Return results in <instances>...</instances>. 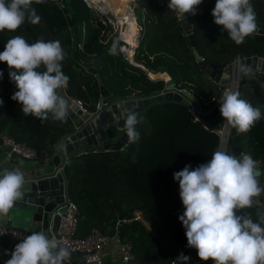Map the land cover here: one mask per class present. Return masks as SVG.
Here are the masks:
<instances>
[{
	"label": "trees",
	"instance_id": "obj_1",
	"mask_svg": "<svg viewBox=\"0 0 264 264\" xmlns=\"http://www.w3.org/2000/svg\"><path fill=\"white\" fill-rule=\"evenodd\" d=\"M250 2L258 26L264 28V0ZM140 3L136 9L141 26L133 58L136 64L122 58L119 50L116 55L109 54L117 32L94 13L90 0L34 2L32 7L40 17L39 23L26 21L15 32H0V52L7 40L17 35L29 43L39 38L59 40L66 53L62 71L69 77L64 91L68 97L80 99L89 110L100 95L97 76L110 93L125 98L161 90L164 79L150 78L148 72H162L174 80L178 89L185 88L208 104L220 96L221 87L204 73L201 61L224 67L237 55L264 57V34L254 32L237 45L222 31V26L214 23L211 11L216 0H203L196 15L185 14L181 19L168 9L169 0ZM193 48L202 60L195 58ZM89 67H95L97 72L88 71ZM0 71L4 73L0 79V99L4 102L0 106V134L24 142L37 153H53L56 143L71 127L69 115L64 121L52 120L51 114L44 121L25 116L22 105L11 99L18 89L10 81L6 62H0ZM241 91L242 83L239 93L243 99ZM137 114L141 121L136 125L140 133L137 142L130 143L128 139L122 148L88 150L67 158L64 173L69 199L78 210L75 234L83 237L93 227L109 234L117 231L121 240L131 245L133 257L128 264H171L178 256L186 257L189 251L185 228L179 220L184 206L173 173L189 164L194 170L207 163L217 149L218 135L193 119L189 105L180 101L150 103ZM242 143L246 152L264 165V118L243 133ZM236 211L258 222L257 213L264 212V206L255 203ZM119 217L122 221L117 228ZM1 241L13 250L17 244Z\"/></svg>",
	"mask_w": 264,
	"mask_h": 264
},
{
	"label": "clouds",
	"instance_id": "obj_2",
	"mask_svg": "<svg viewBox=\"0 0 264 264\" xmlns=\"http://www.w3.org/2000/svg\"><path fill=\"white\" fill-rule=\"evenodd\" d=\"M34 2L41 4L44 0H0V32H15L26 21L39 23L40 17L32 7ZM202 2L169 0L167 7L177 16L196 15ZM211 14L214 23L222 26V31L237 45L258 28L250 0H216ZM121 39L122 36L114 40L110 55L118 54ZM65 55L59 40L39 38L29 43L19 35L7 40L4 51L0 52V62L8 65L10 81L18 89L11 99L22 105L25 116L44 121L51 114L54 121L66 119L69 103L58 92L69 81L62 71ZM3 75L0 71V79ZM3 103L0 99V106ZM219 103L224 123L237 133L248 132L264 118L261 108L241 99L239 92L226 90ZM124 121L129 142H137L140 133L136 125L141 122L138 114L129 111ZM259 163L249 154L237 156L217 150L207 163L194 170L189 164L173 173L184 206L179 220L185 228L187 246L197 251L200 260H211L213 264H264V227L261 226L264 212H258V222H254L236 211L250 207L252 198L264 193L259 182L262 174ZM25 183V175L19 168H0V213L6 214L21 198ZM70 255V250L56 237L35 231L15 245L6 264H64Z\"/></svg>",
	"mask_w": 264,
	"mask_h": 264
},
{
	"label": "water",
	"instance_id": "obj_3",
	"mask_svg": "<svg viewBox=\"0 0 264 264\" xmlns=\"http://www.w3.org/2000/svg\"><path fill=\"white\" fill-rule=\"evenodd\" d=\"M61 2V0H55ZM140 0H127L124 4L125 10L135 9ZM66 12V8L63 9ZM189 31V28L186 29ZM186 31V32H187ZM255 33L264 34V28L258 26ZM193 54L197 60H202L200 53L193 48ZM201 67L209 78L214 79L220 87L225 86L229 81V66L212 67L206 62L201 61ZM244 67V76L251 77L257 83L264 87V57L260 55H251L242 59ZM88 71L96 73L95 67H89ZM162 78V77H161ZM99 84V103L101 108L98 110H82L74 101L69 103L68 115L71 119V127L64 136L56 143V153L53 155L42 151L36 153L32 158H19L14 152L7 153L6 149H0V168L17 169L19 168L25 175L26 183L22 189L21 198L17 199L12 207L5 214L7 219L12 222V227L30 235L35 231H44L49 236L58 237V227L60 222L59 214L55 209L62 202L69 198L68 180L65 173L56 172L61 163H66L67 156L80 154L88 150L102 151L122 148L127 144L128 137L124 131V117L129 111L136 113L144 111L150 103L161 102L165 100L180 101L190 105L194 104L192 118L195 119V113L208 122L214 128H219L222 123L220 113V101L222 96L203 104L185 88L178 89L171 77L164 79V86L158 92L148 96H129L125 98L114 97L107 89L100 76H97ZM197 120V118H196ZM241 136L232 127L227 140L228 153L237 156L246 154L239 146ZM4 154V155H3ZM6 155V158H5ZM47 158L52 161L51 170L47 165ZM4 162L2 163V160ZM40 162L42 167L37 170L31 165ZM259 182L264 186V182L259 177ZM259 205H264V193L258 197H253ZM122 218L119 217L117 228ZM183 226V225H182ZM69 249V248H68ZM70 260L65 264H84V252L72 250ZM0 258L4 264L10 259L1 250ZM75 258H81L80 262ZM200 259L197 251L189 247L186 257L178 256L175 259L177 264H196Z\"/></svg>",
	"mask_w": 264,
	"mask_h": 264
},
{
	"label": "built area",
	"instance_id": "obj_4",
	"mask_svg": "<svg viewBox=\"0 0 264 264\" xmlns=\"http://www.w3.org/2000/svg\"><path fill=\"white\" fill-rule=\"evenodd\" d=\"M133 12V16L136 20V17L134 15V10L131 9L129 12ZM177 15V14H176ZM184 15L177 16L179 19L183 18ZM122 19H118L116 22V26L114 31L117 32L118 37L122 36L123 39H121V43L119 46V51L125 60L132 64H136L134 61V53L136 50V47L139 44V36L141 32V26L138 24L137 20L135 22V28H136V34L134 36L135 40L134 42H128L124 37V31L126 29V21L124 14H122ZM118 29V30H117ZM244 57H241L239 55L235 56L233 60L227 64L226 66H229L230 72H229V81L228 83L221 87L220 90V96H223V93L226 90H231L234 92L240 91V86L242 83V80L244 79L243 74V67H242V59ZM143 68L144 65L141 64ZM225 67V66H224ZM149 75V72H148ZM68 97V96H67ZM69 101H74L76 104L82 109V110H88L82 103V101L78 98H70L68 97ZM101 108V105L99 101L97 100L94 104V110H98ZM189 109L191 113L193 114V110L195 109L194 104L189 105ZM195 120L197 118L198 121H200L205 127L214 130L218 135V146L217 150H223L227 151V140L230 135V129L231 126L228 125L226 122L224 123V120L222 119L221 126L219 128H214L212 125H210L208 122L203 121L197 113H195ZM224 123V124H223ZM0 145L3 147H6L7 153L14 152L19 158H32L36 155V151L25 144L24 142H18L14 140L12 137H10L6 133L0 134ZM259 161V169L261 171V179L264 182V165L260 160ZM63 172L64 173V163H61L57 169L56 172ZM254 204V203H252ZM55 213L59 214L60 216V222L58 227V237H56L61 245L63 247L72 249L74 251L80 250L84 252L83 259L84 264H102L104 259L102 256V249L105 245H107L109 242L114 241L116 243L118 252H119V258L121 260L122 264H128L129 260L133 257L132 251H131V245L128 242L122 241L118 232H114L113 234H109L106 231L101 230L98 227H93L91 231L86 234L85 236H77L76 233V227L78 223V210L76 205L68 198L64 202H62L59 206L56 207ZM137 217H139V214H137ZM27 236L26 233L11 227L7 225H1L0 224V244L3 237H6L14 242L19 243L20 240H23ZM55 237V236H54ZM1 250L2 252L9 256L11 258V252L13 249L9 246H4L1 244ZM1 260V258H0ZM70 257H68L65 261H69ZM2 261V260H1ZM205 262L207 264H213V261H202L200 260L198 263ZM171 264H177L175 261H172Z\"/></svg>",
	"mask_w": 264,
	"mask_h": 264
},
{
	"label": "crops",
	"instance_id": "obj_5",
	"mask_svg": "<svg viewBox=\"0 0 264 264\" xmlns=\"http://www.w3.org/2000/svg\"><path fill=\"white\" fill-rule=\"evenodd\" d=\"M245 70H247V69H244V67H243V72H245ZM151 73H154L155 75L154 74L153 75L155 77H156L157 74H158L157 77H162V75L165 74V73H162V72H152V71L150 72L149 71L150 77H151ZM166 76L170 77L167 74H166ZM244 78H247V79H246L245 82L244 81L242 82L241 95L242 94L245 95L244 98H243V100H246V101L250 102L251 104L254 103V106L260 107L262 110H264V87L261 84L256 83V81L254 79H252L251 77L245 76ZM164 79H166V78H164ZM212 80L214 81V79H212ZM215 83H217V82H215ZM64 88L59 89L58 92H59V94H61L62 96H64V98L68 101V103H70L71 101H69V99H68V97H67V95H66V93L64 91ZM114 97H116V96H114ZM239 134L241 136V140H240L239 146L241 147V149H242V151L244 153L248 154L246 152V147L242 143L243 133H239ZM3 148L7 149L6 147H3L2 145H0V149H3ZM226 152L228 153V150ZM54 153H56V148H54V152L51 153V155H53ZM5 158H6V155H5ZM67 158H68V156H67ZM4 160L5 159L2 160V163L4 162ZM46 163L50 167V170H51L52 161L50 160V158L49 159L47 158ZM31 166L34 167L37 170L38 168L42 167V164L40 162H37V164L31 165ZM252 203L259 204L256 200H253ZM262 206H264V205H262ZM0 224L1 225L11 226V227L13 226L12 225V222L9 221L7 219V217H6V215L3 214V213H0ZM2 240L3 241H6V242L7 241H11L10 239H8L6 237H3ZM1 244H2V241H1ZM102 256H103L104 261H112L115 264H122L121 263V260L119 258V252H118L116 243L114 241L109 242L107 245H105L103 247V249H102ZM80 260H81V258H75V261H77V262H80Z\"/></svg>",
	"mask_w": 264,
	"mask_h": 264
},
{
	"label": "rangeland",
	"instance_id": "obj_6",
	"mask_svg": "<svg viewBox=\"0 0 264 264\" xmlns=\"http://www.w3.org/2000/svg\"><path fill=\"white\" fill-rule=\"evenodd\" d=\"M137 2V0H134ZM91 2V7H92V10L94 11L95 14H99L103 19H106L107 22L110 23V26H111V29L112 31H114L115 27L116 26V22L118 19H122L120 17V14L122 15L123 13L125 12H129V10H123L121 12H118V13H115L112 8L110 6H108L107 3H105V1L103 0H90ZM142 3H139L137 7H135L134 9V15L136 17V15H138V11H136V9L139 8V6L141 5ZM128 14V13H127ZM132 15H133V12H132ZM136 20H137V17H136ZM118 30V29H117ZM111 30L108 31V34H111L112 33ZM154 74V73H153ZM155 75V74H154ZM154 75H151L152 78H156ZM150 77V75H148ZM150 77V78H151ZM144 122V121H143Z\"/></svg>",
	"mask_w": 264,
	"mask_h": 264
},
{
	"label": "bare ground",
	"instance_id": "obj_7",
	"mask_svg": "<svg viewBox=\"0 0 264 264\" xmlns=\"http://www.w3.org/2000/svg\"><path fill=\"white\" fill-rule=\"evenodd\" d=\"M98 1V0H96ZM105 1V3L108 4V6H110L112 8V10L115 13L121 12L124 10V4H126L127 0H103ZM128 13V14H127ZM124 17H125V21H126V29L124 31V38L128 41V42H134L135 38V32H136V28H135V18L132 15L131 11L130 12H125L123 13ZM120 17H122V15L120 14ZM151 75H153L151 73ZM161 75V74H160ZM162 78H168V76H166V74L162 75Z\"/></svg>",
	"mask_w": 264,
	"mask_h": 264
}]
</instances>
